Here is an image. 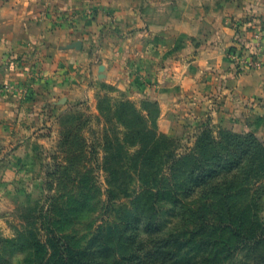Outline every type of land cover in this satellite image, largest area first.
Segmentation results:
<instances>
[{"label": "rangeland", "instance_id": "374dc122", "mask_svg": "<svg viewBox=\"0 0 264 264\" xmlns=\"http://www.w3.org/2000/svg\"><path fill=\"white\" fill-rule=\"evenodd\" d=\"M235 48L260 62L240 72L261 65ZM101 56L97 75L22 85L25 129L0 145V264H148L168 239L170 264H264V129L162 95L143 57Z\"/></svg>", "mask_w": 264, "mask_h": 264}, {"label": "crops", "instance_id": "0c3cea01", "mask_svg": "<svg viewBox=\"0 0 264 264\" xmlns=\"http://www.w3.org/2000/svg\"><path fill=\"white\" fill-rule=\"evenodd\" d=\"M238 45L262 52L261 65L240 72L230 53ZM99 55L143 57L162 95L177 91L179 104L193 95L199 112L210 108L234 131L264 129V0H0V131L11 129L0 145L18 144L25 129L27 79L38 91L43 73L97 75Z\"/></svg>", "mask_w": 264, "mask_h": 264}, {"label": "trees", "instance_id": "16d2710c", "mask_svg": "<svg viewBox=\"0 0 264 264\" xmlns=\"http://www.w3.org/2000/svg\"><path fill=\"white\" fill-rule=\"evenodd\" d=\"M168 244L167 246L164 247V249H162V251H160V254L157 252H155L153 254V256L151 257V259L148 260V264H170L171 261L175 260L176 256L174 255L175 253H169L167 250L172 248L173 246H175L177 243L176 240L174 239H168ZM75 256L73 258V264L75 263ZM70 264H72V260L70 261Z\"/></svg>", "mask_w": 264, "mask_h": 264}, {"label": "built area", "instance_id": "2783aa9c", "mask_svg": "<svg viewBox=\"0 0 264 264\" xmlns=\"http://www.w3.org/2000/svg\"><path fill=\"white\" fill-rule=\"evenodd\" d=\"M239 54L240 53L232 54L233 60L237 63V65H236L237 66V69H242L243 67L250 68L252 66H255V65H259L260 64V62L258 60H255L254 59L255 56L253 58H251V61L249 62V60H246V59L242 60V59H240V55Z\"/></svg>", "mask_w": 264, "mask_h": 264}]
</instances>
